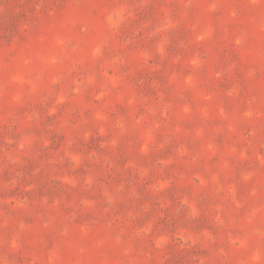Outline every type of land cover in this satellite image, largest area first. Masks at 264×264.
I'll return each mask as SVG.
<instances>
[{
	"label": "rangeland",
	"instance_id": "374dc122",
	"mask_svg": "<svg viewBox=\"0 0 264 264\" xmlns=\"http://www.w3.org/2000/svg\"><path fill=\"white\" fill-rule=\"evenodd\" d=\"M0 264H264V0H0Z\"/></svg>",
	"mask_w": 264,
	"mask_h": 264
}]
</instances>
